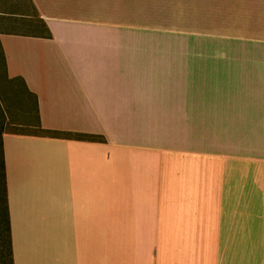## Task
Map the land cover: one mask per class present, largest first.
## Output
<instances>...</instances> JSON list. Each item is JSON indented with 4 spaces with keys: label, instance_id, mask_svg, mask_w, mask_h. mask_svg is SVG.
Wrapping results in <instances>:
<instances>
[{
    "label": "crops",
    "instance_id": "0c3cea01",
    "mask_svg": "<svg viewBox=\"0 0 264 264\" xmlns=\"http://www.w3.org/2000/svg\"><path fill=\"white\" fill-rule=\"evenodd\" d=\"M0 50L10 264H264V0H0Z\"/></svg>",
    "mask_w": 264,
    "mask_h": 264
},
{
    "label": "rangeland",
    "instance_id": "374dc122",
    "mask_svg": "<svg viewBox=\"0 0 264 264\" xmlns=\"http://www.w3.org/2000/svg\"><path fill=\"white\" fill-rule=\"evenodd\" d=\"M138 40H187V41H196L201 42L202 47L199 49L201 55H224L229 54L232 51L240 52L238 49H233L231 47V41L229 39L216 40L208 38H193L187 37L185 34H173V33H163V34H146L139 33ZM229 41V42H228ZM239 54V53H238ZM5 78V67L4 59L0 50V85ZM1 91V87H0ZM5 115L2 110L0 102V144L4 126L6 123ZM1 149V145H0ZM4 199V185L2 179V168H1V150H0V264H10V255H9V237H8V228L7 221L4 213V208L2 207V200Z\"/></svg>",
    "mask_w": 264,
    "mask_h": 264
},
{
    "label": "trees",
    "instance_id": "16d2710c",
    "mask_svg": "<svg viewBox=\"0 0 264 264\" xmlns=\"http://www.w3.org/2000/svg\"><path fill=\"white\" fill-rule=\"evenodd\" d=\"M1 168H2V179L4 185V199L2 200V207L4 208V213L6 217V210H7V190H6V175H5V166H4V158H3V146H2V138H1ZM7 228H8V237H9V255H11V243H10V224L7 220Z\"/></svg>",
    "mask_w": 264,
    "mask_h": 264
}]
</instances>
